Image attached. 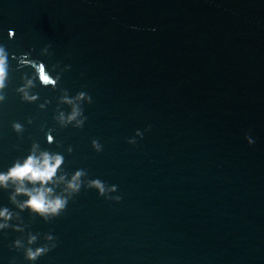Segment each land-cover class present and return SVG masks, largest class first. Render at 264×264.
<instances>
[{
    "label": "water",
    "instance_id": "1",
    "mask_svg": "<svg viewBox=\"0 0 264 264\" xmlns=\"http://www.w3.org/2000/svg\"><path fill=\"white\" fill-rule=\"evenodd\" d=\"M4 57L0 173L67 203L0 185V264H264V0H0Z\"/></svg>",
    "mask_w": 264,
    "mask_h": 264
},
{
    "label": "clouds",
    "instance_id": "2",
    "mask_svg": "<svg viewBox=\"0 0 264 264\" xmlns=\"http://www.w3.org/2000/svg\"><path fill=\"white\" fill-rule=\"evenodd\" d=\"M155 31V29H152ZM6 57L0 58V90L5 87L4 84V61ZM4 99L3 95H0V101ZM25 99L31 100L34 99L33 97H29L25 95ZM77 113H73L68 119L71 121L75 119ZM82 123V122H81ZM13 128L16 131L21 130V125L18 123H13ZM93 146L98 147L97 142L94 140ZM255 140L249 139V144L253 145ZM43 160H41L34 155H29L23 164L16 163L14 164L6 174L0 173V185L4 187L7 186L6 182L8 179H12L14 181H19L21 185H23V181L26 179L32 182L33 184L39 183L41 188L34 189L35 194H33V190H27L23 186L18 187L16 190L17 194H26L28 195L29 199L25 201V205L28 208L35 210L36 212H46L49 209L53 213H57L58 210L64 208L67 201L61 200L60 198H56L55 200H49L47 195L51 193V189H45L43 186L48 184L53 180V178L57 174L58 168L63 163L62 156H50L48 153H43ZM55 161L53 163L52 161ZM82 175L81 172H77L76 176L73 178V183L69 184V187L73 190H78L79 186L75 183V181ZM92 185L99 188L100 192H104V187L99 180L93 181ZM13 201H15V196H13ZM0 218H5L6 220L11 219V214L9 213L8 209L5 208L3 211H0ZM5 225H0V227H4ZM33 240L35 238H32ZM32 241H30L31 243ZM19 244V241H17ZM46 251L44 248H38L33 252L31 248L27 250V259L35 261L39 255L43 254Z\"/></svg>",
    "mask_w": 264,
    "mask_h": 264
}]
</instances>
